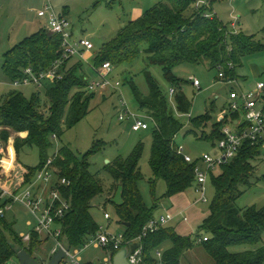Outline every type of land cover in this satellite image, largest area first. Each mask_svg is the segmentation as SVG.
<instances>
[{
    "label": "trees",
    "instance_id": "16d2710c",
    "mask_svg": "<svg viewBox=\"0 0 264 264\" xmlns=\"http://www.w3.org/2000/svg\"><path fill=\"white\" fill-rule=\"evenodd\" d=\"M209 8L197 11L192 0H159L142 16L124 25L116 37L103 44L93 59L96 67L104 65L106 61L119 66L133 63L141 54L146 55L148 67L144 69V74L150 87L149 94H143L132 82L130 85L137 109L155 120L156 124H151L153 147L149 161L154 176L165 180L167 196L183 193L195 186V164L177 154L172 145L175 135L182 132L185 126L183 117L176 114L169 92L159 85L151 70H148L149 66L157 65L163 69L165 79L176 89L174 99L177 110L189 113L192 103L182 87V79L176 74V67L206 63L218 70V66H223L228 79H238V69L243 59L264 50V43L257 36L243 30L235 31L232 25L222 22L217 15L205 17L204 11ZM62 44V37L45 27L28 36L4 55L2 68L7 79L13 81L23 77L24 70L29 66L37 72L49 68L61 57ZM78 61L71 68L67 63L68 68L62 79L46 82L42 87L50 103L45 104L47 107H43L40 91L28 98L22 91L15 90L0 100V127H3L0 138L7 140L11 131L27 132L28 137L18 136L15 139V149L20 153L23 147L35 146L41 153V165L37 167L20 163L14 177L22 185L30 183L45 165L53 137L56 135L60 138L90 112L96 92L88 90L87 75L81 71L83 63ZM229 63L233 64V68L229 67ZM211 120L212 114L196 120L192 117V128L187 134L202 139L204 132L200 126ZM222 126L219 120L214 123L216 135L212 139L222 138ZM143 152L144 146L139 142L127 158L116 159L110 167L115 179L111 190L119 188L122 196V202L115 207L120 222L126 224L124 234L127 241L138 238L143 227L155 215L154 209L146 205L138 185L143 177L140 170ZM260 154L259 148L247 142L235 159L219 168L222 171L220 176L211 173L210 180L216 193L210 204V214L202 224L209 233L206 235L209 239L202 241V244L215 264H264V206L246 207L243 210L236 204L244 194L242 187L253 185L251 179L257 169L254 163ZM54 157V163L60 169L59 176L70 181L68 186L62 188L72 208L61 221L63 234L71 240L72 248H78L100 229L101 225L96 221L91 206L94 198L105 193L104 185L99 177L90 172V164L79 161L70 148L63 147ZM259 180H264V174ZM113 197V194L107 196L104 206L113 201ZM153 206L158 207L157 203ZM31 240L30 245H26L15 233L13 225L6 218H1L0 264L17 258L11 241L18 242L34 255L36 246L48 239L33 233ZM169 240L173 245L163 250L162 264H179L185 250L196 244L191 236H181L174 227H163L145 238L143 264L158 263L155 251ZM245 244L251 246L246 251L229 250L231 246ZM117 252H112L113 257Z\"/></svg>",
    "mask_w": 264,
    "mask_h": 264
},
{
    "label": "rangeland",
    "instance_id": "374dc122",
    "mask_svg": "<svg viewBox=\"0 0 264 264\" xmlns=\"http://www.w3.org/2000/svg\"><path fill=\"white\" fill-rule=\"evenodd\" d=\"M213 1L215 11L222 22L229 25L236 22L239 31L243 30L250 35H255L264 43V0ZM158 2L159 0H0V100L15 90L22 91L28 98L33 93L40 91L43 107H47L45 105L47 103L50 104L45 95V88H36L32 85L11 86L2 68L4 55L12 47L45 27L42 22L44 19L39 18V11L46 4L52 5L56 11L64 13L69 18L74 26L76 37L89 38L94 42L95 48L90 50L91 52L89 51V58L86 60L79 58V60L83 63L81 71L88 78L97 79L99 75L95 71L93 63L95 54L103 47V44L116 37L124 25L142 16ZM77 62L79 61L74 58L72 62H69V68ZM147 67L148 62L144 54H141L133 63L114 66L112 78L115 81L120 80L121 87L118 91L111 88L104 93L96 92V97L91 101L88 115L73 128L66 130L60 138H53L49 158L54 159V156L58 155L63 147H67L74 152L79 161L90 164V172L102 180L105 192L92 200V213L105 230L119 233L125 229V224L120 222L115 206L122 202V196L119 188L111 190L115 179L112 177L110 167L113 166L116 159L127 158L135 149L136 144L141 142L144 146V152L140 159V170L143 177L139 179L138 185L146 205L153 208L154 213L159 216L191 206L184 211L187 220L177 219L169 222L175 227L178 234L191 236L196 241L193 248L185 250L180 264H215L211 256L204 250L203 244L199 242L200 237L203 238L209 234L203 229L202 224L205 217L210 214V204L216 193L211 180L207 184L208 202L200 200L201 195L194 187L175 196H167L165 180L154 176L149 161L153 147L151 125V129L134 131L132 119H119L121 98H124L134 110H137L131 82L137 85L143 94H149L150 87L144 74V69ZM148 70H151L164 91L171 90V84L165 79L160 66L150 65ZM175 70L177 76L182 79V87L192 103L190 114L193 120L212 114V120L206 121L200 126L204 132L202 139L194 134H187L192 125L190 118L186 116L182 118L185 126L175 140L178 145H184L185 152L192 156L196 157L204 153L213 154L218 143L217 139H212L213 135H216L213 125L227 108L228 95L232 87L238 89L239 86H242L245 90H250L256 87L258 81H264V50L243 59L238 69L239 78L236 84L219 81L218 70L210 68L206 63L180 65ZM195 77L202 83L201 89L192 84ZM2 128L0 127V129ZM200 129L198 130L202 132ZM10 133L11 136L8 139L12 137L14 141L18 136L26 138L29 135L18 134L16 131ZM18 161L28 167H37L41 165V153L35 146L23 147L19 153ZM255 161L257 169L251 179L253 185L252 187H242L245 190L244 194L236 201L237 206L243 210L246 207L257 206L260 208L264 206V180H259L264 174V165L259 158ZM213 173L220 176L222 171L216 168ZM111 194L114 195L113 201L107 202L104 206L107 196ZM156 203L158 207L154 208L153 205ZM106 212L112 215L111 220L105 219ZM6 219L13 225L15 233L18 235L28 234L33 229L27 225L28 220L32 221L33 217L21 205H16L14 211H10ZM172 245V241L169 240L161 249L166 250ZM55 246L54 239L43 240L36 246L34 255L44 264H48ZM82 246L80 249L83 250L76 255L77 258H81L82 264H103L104 259L108 256L105 249L95 244L88 248ZM250 247L247 244L234 245L229 250L243 252ZM74 250L75 248L70 252L71 256L64 261L65 264H74ZM5 264H20V262L18 258L14 257Z\"/></svg>",
    "mask_w": 264,
    "mask_h": 264
},
{
    "label": "built area",
    "instance_id": "2783aa9c",
    "mask_svg": "<svg viewBox=\"0 0 264 264\" xmlns=\"http://www.w3.org/2000/svg\"><path fill=\"white\" fill-rule=\"evenodd\" d=\"M192 1L197 11H201L205 7H212V0ZM203 15L207 18H213L217 14L212 7L204 11ZM39 17L46 19V27L51 33L62 37V55L53 65L42 71H34L29 66L24 70L25 74L23 77L9 82L11 86L32 85L36 88H42L46 82L59 81L63 78L64 71L68 68V62L74 58L86 60L88 52L95 48L94 42L89 38L76 37L74 26L69 18L65 14L55 11L52 5L46 4L39 11ZM236 20L238 19L236 18ZM232 27L237 28L236 22L232 23ZM94 67L99 76L97 79L87 78L88 90L104 93V91L113 88L118 91L121 87V81H115L112 78L114 65L110 61H106L100 67ZM229 67L233 68V64L229 63ZM218 79L225 83H238L237 78H227L226 69L223 66H218ZM192 84L198 89L202 88V83L196 77L193 79ZM175 94L176 89L172 87L169 91V99L172 101L176 114L179 117L187 116L191 119L192 115L190 112L180 113L177 110L174 99ZM228 98L227 108L218 118L223 123V136L217 139V147L213 154L204 153L196 158L185 152L184 145L177 144L175 139L178 134L175 135L172 141L177 154L183 155L185 160L195 164L194 174L196 175V181L194 188L197 193H200V200L203 202H208L207 184L210 181L211 173L216 168H220L235 159L242 151L245 143H251L254 147L260 149L259 158L264 165V81H258L256 87L250 90H245L242 86H239L238 89L232 87ZM242 115L243 118H241ZM119 119H132V129L136 131L149 129L153 118L138 109L134 110L124 98H121ZM17 133L28 135L27 132ZM55 137L56 135L53 138ZM13 147L15 153L17 149H15V141L12 137L8 140L0 138V219L7 218L10 211H14L16 205H21L33 217V220L28 223L33 225L32 231L28 234L20 235L24 243L30 245L32 234L37 233L42 239H54L56 241L54 251H56L62 246L64 240L61 221L72 210L71 203L62 193V188L68 186L70 181L66 177L59 176V169L55 165L54 159L50 157L45 165L33 176L30 183L26 185L20 184L19 179L14 177L18 169L13 164L15 161V156L13 158L11 155V148ZM105 218L108 220L111 218V214L106 212ZM173 218L174 216L170 213L159 217L154 216L143 227L138 238L132 241L126 240L124 232L114 233L100 226V229L82 247L88 248L95 244L105 249L111 254L104 259L103 264H113L114 257L112 252L120 251L126 245L129 247V263L143 264L145 238L149 234L168 226ZM184 219L187 220V217ZM208 239V236L200 237L199 242L207 241ZM127 243L131 246L127 245ZM80 248L81 246L74 250V264H82L81 258L76 257L83 250ZM72 249L71 247L70 252ZM155 252L159 260L156 264H162L163 250L160 248ZM62 264H65V262L63 261Z\"/></svg>",
    "mask_w": 264,
    "mask_h": 264
},
{
    "label": "water",
    "instance_id": "95a60500",
    "mask_svg": "<svg viewBox=\"0 0 264 264\" xmlns=\"http://www.w3.org/2000/svg\"><path fill=\"white\" fill-rule=\"evenodd\" d=\"M63 244L60 246L51 256L48 264H62L67 258H69L70 250L72 247L71 240L65 236L63 238ZM10 245L15 252L20 264H42L38 258L31 255L29 251L24 248L21 244L15 241H11ZM129 247L124 246L120 251L117 252L113 259V264H130L129 263Z\"/></svg>",
    "mask_w": 264,
    "mask_h": 264
},
{
    "label": "crops",
    "instance_id": "0c3cea01",
    "mask_svg": "<svg viewBox=\"0 0 264 264\" xmlns=\"http://www.w3.org/2000/svg\"><path fill=\"white\" fill-rule=\"evenodd\" d=\"M212 7L214 8V10H215V7H214V4L212 5ZM55 9V8H54ZM56 11V10H55ZM59 13H61V12H59ZM64 14V13H63ZM216 14H217V12H216ZM217 16H218V14H217ZM39 18H41V17H39ZM44 20H42V22H43V24H44V26L46 27V19L44 18V17H42ZM41 18V19H42ZM47 28V27H46ZM235 29V28H234ZM236 31H239V29H235ZM91 52V51H90ZM90 52H88V54L86 55L87 56V59L89 58L88 56H89V53ZM77 60H79V58H76ZM73 61V60H72ZM69 64V63H68ZM90 77V76H89ZM87 78H88V76H87ZM10 81L8 80V83H9ZM10 85V84H9ZM171 100V99H170ZM171 103H172V101H171ZM173 105V104H172ZM178 115V114H177ZM182 117H186V116H182ZM155 120L154 119H152V121H151V124H156L155 122H154ZM12 146H13V144H12ZM15 154V155H14ZM11 155L13 156V158H14V156H15V161L13 162V164H14V166H15V168H17V169H19V167H20V163H19V161H18V157H19V153L16 151L15 153H14V147L13 148H11ZM198 156H200V155H197L196 156V158L198 157ZM195 157V156H194ZM195 187V186H194ZM180 194V193H179ZM177 195V194H176ZM175 196V195H174ZM189 207H191V206H189ZM189 207H187V208H189ZM187 208H184V210H180V211H177V212H168V213H166V214H162V215H169V213L170 214H172L173 216H174V218L172 219V220H177V219H181V220H185L184 218L185 217H187V216H185L186 214L184 213V211H186L187 210ZM185 214V215H184ZM18 215V214H17ZM154 216H159V215H154ZM106 219V218H105ZM112 219V215H111V218H109L108 220H111ZM29 222H31V220H28V222H27V225H29L28 223ZM125 224V223H124ZM31 227H33V225H30ZM169 226H171V227H174L173 225H168L167 227H169ZM125 227H126V224H125ZM175 228V227H174ZM126 229V228H125ZM125 229H123L122 231H120L121 233H123V232H125ZM176 230V229H175ZM177 231V230H176ZM202 243V242H201ZM56 248V246L53 248V250L52 251H54V249ZM193 248V247H192ZM205 250V249H204ZM108 253V252H107ZM185 253V252H184ZM111 253H108V256L107 257H109V255H110ZM81 256V255H80ZM210 256V255H209ZM106 257V258H107ZM156 257V256H155ZM181 258H182V256H181ZM180 262H181V259H180ZM103 263H104V261H103ZM180 264V263H179Z\"/></svg>",
    "mask_w": 264,
    "mask_h": 264
}]
</instances>
